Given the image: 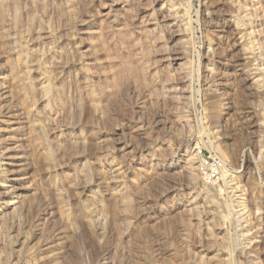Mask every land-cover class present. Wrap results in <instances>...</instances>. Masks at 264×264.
Returning a JSON list of instances; mask_svg holds the SVG:
<instances>
[{"label":"rangeland","instance_id":"rangeland-1","mask_svg":"<svg viewBox=\"0 0 264 264\" xmlns=\"http://www.w3.org/2000/svg\"><path fill=\"white\" fill-rule=\"evenodd\" d=\"M26 2L38 16L29 42L17 44L26 28L13 29L12 10L13 37L0 29V83L21 49L37 100L52 77L51 103L33 115L45 112L53 156L34 150L12 93L15 116L0 114L11 119L0 125V264H264V0ZM235 19L260 34L245 59ZM202 155L225 161L235 195L205 180Z\"/></svg>","mask_w":264,"mask_h":264},{"label":"bare ground","instance_id":"bare-ground-1","mask_svg":"<svg viewBox=\"0 0 264 264\" xmlns=\"http://www.w3.org/2000/svg\"><path fill=\"white\" fill-rule=\"evenodd\" d=\"M25 1L26 0H24V2H23V0H0V29H1V31H2V36L3 37H8V38H10V35L11 34H9V26H7V24H6V20H7V18H8V10H12V14H13V19L12 20H14L13 21V23H15L14 25V27H13V29H16L17 28V25L18 26H22L21 27V29L23 28V27H25L26 29H25V33H26V36H22V38L24 39H26V40H20V41H18V45H19V42H24V44L26 43H28L29 42V36L30 35H32L31 34V32H32V25L34 24V22H35V20H36V16H35V12H33L32 10V8L29 6L30 5V3L29 4H27L28 2H26L25 3ZM46 1V0H45ZM43 2H44V0H43ZM44 4V3H43ZM61 4V3H60ZM65 4V3H64ZM257 4V3H256ZM255 4V5H256ZM42 5V4H41ZM45 6V5H44ZM72 6V5H71ZM73 6H74V4H73ZM72 6V7H73ZM257 6V5H256ZM48 7V6H47ZM163 9V8H162ZM256 9V8H255ZM257 10V9H256ZM264 10V9H263ZM25 11H27V12H25ZM38 12V11H37ZM48 13V12H47ZM50 13V12H49ZM58 13V12H57ZM171 15V14H170ZM56 16V15H55ZM58 16V15H57ZM168 16V15H167ZM38 17V16H37ZM166 17V16H165ZM11 18H12V16H11ZM11 18H10V20H11ZM9 20V19H8ZM10 20H9V22H10ZM39 21V20H38ZM251 22V21H250ZM264 23V22H263ZM262 23V24H263ZM233 25L235 26V28L237 29V35H239V40H240V43H239V46L241 47V49L243 50V54H242V59H245V58H247L249 55V51H250V49L249 48H251V46H250V44L253 42V40L255 39V40H260L259 38V32L256 30V27L255 26H253V24L252 23H245L244 21H241L240 19H235L234 20V22H233ZM34 26V25H33ZM24 29V28H23ZM22 29V30H23ZM41 30V29H40ZM11 31V30H10ZM16 31H19L18 29L17 30H15V32ZM35 31V30H34ZM38 31V30H37ZM66 31V30H65ZM161 32V31H160ZM21 33V32H20ZM36 33V32H35ZM13 34V33H12ZM37 34V33H36ZM1 35V34H0ZM18 37H19V35H18V33L16 34ZM23 35V34H22ZM41 35V34H40ZM12 36V35H11ZM13 37V36H12ZM21 37V36H20ZM21 38V39H22ZM16 39V38H15ZM13 40V39H12ZM17 40V39H16ZM254 40V41H255ZM15 41V40H14ZM30 41H31V39H30ZM6 43V42H5ZM255 43V42H254ZM25 44V45H26ZM253 44V43H252ZM21 45V44H20ZM24 46V45H23ZM23 46H21V47H23ZM210 46V45H209ZM17 47V46H16ZM25 47V46H24ZM26 48V47H25ZM27 48H28V45H27ZM19 49H21V48H19ZM252 49V48H251ZM28 50H29V48H28ZM21 51V53H19V56H18V59H17V65H18V67L16 66V65H12L11 67H12V74H11V76L7 79L6 77L5 78H3L2 79V81H1V83H0V89H4L5 91L4 92H2L3 94H6L5 95V102L4 103H2V102H0V114L4 111V109L6 108L8 111L6 112V113H9L10 114V117H14L15 116V114L13 113V110L11 109V106H10V102L12 101V97H13V95H12V93H14V94H16V95H18L19 96V101H21V105H22V111H23V113L25 114V116H26V120H27V122H29L30 124H29V126L28 127H30V132L31 133H29V135L30 134H32V140L34 141V150L37 152V153H39L41 156H45V158H46V160H50L51 159V156H53L52 155V149H51V147H50V145H49V143H48V145H46L44 142H43V140L45 139V133L43 132L42 134L40 133V132H42V130H44V128H45V125H44V123H43V119H44V117L42 116V120H41V115L39 116V114L41 113V111H42V109H41V111H38V112H36L34 115H33V110L35 109L34 108V105L36 104V102L37 101H39V99L41 98V102H44L47 106L51 103V98H52V94L54 93V91H55V89H56V84H55V82H54V80L52 79V77L49 75V74H42L41 75V77L39 78V83L41 84V86H40V90L42 91V97H38V100H37V98H36V88H35V86L33 85L34 83H32V80H30V81H28L29 80V77H27V76H29L30 75V73L33 71V69H31L32 67H30L29 66V64H28V62L26 61L27 59H26V57L24 58L23 56V52L25 51L26 52V50L25 49H21L20 50ZM19 51V52H20ZM31 54V53H30ZM25 56H27V53H26V55ZM29 56V55H28ZM28 56H27V58H28ZM55 57V56H54ZM58 60V59H57ZM32 61V60H31ZM30 61V62H31ZM60 61V60H59ZM58 61V62H59ZM29 62V63H30ZM131 62V61H130ZM129 64V63H128ZM85 65V64H84ZM86 67V66H85ZM140 68V67H139ZM138 68V69H139ZM130 70L132 69V66L130 65V68H129ZM49 72V71H48ZM86 77H84L85 78V80L83 81V83H85L86 84V86H89V84H90V78L88 77V75H85ZM28 78V80H26L27 78ZM32 78V77H31ZM33 79V78H32ZM8 80H9V83H8ZM258 81H260V80H258ZM261 82V81H260ZM83 83H82V85H83ZM259 84V83H258ZM85 86V87H86ZM260 84H259V88H260ZM262 88V87H261ZM39 90V89H38ZM191 90V89H190ZM91 91H93V90H91ZM2 93H1V95H2ZM7 93H9L8 95H7ZM40 93V92H39ZM192 93V92H191ZM89 94H91V98L89 99L90 101H91V103L94 105V106H96L95 104V102H96V95L92 92V93H89ZM9 97V98H8ZM14 98V97H13ZM16 98H17V96H16ZM17 100V101H18ZM2 103V104H1ZM45 105V106H46ZM44 106V107H45ZM46 108V107H45ZM96 108V107H95ZM36 110V109H35ZM19 112V111H18ZM43 112H44V110H43ZM53 112V111H52ZM45 113V112H44ZM43 113V114H44ZM47 113V112H46ZM9 114H7V115H9ZM23 114V115H24ZM42 114V113H41ZM42 114V115H43ZM47 114H49V113H47ZM46 114V115H47ZM31 117H32V120H31ZM35 119V120H34ZM10 120L11 119H7V120H5V119H0V125L2 124V123H5V122H10ZM258 126H263L264 127V118H262V117H259L258 118V124H257ZM2 130V127L0 126V131ZM29 131V130H28ZM47 131V130H46ZM45 131V132H46ZM49 131V130H48ZM40 135H42L43 137H44V139L42 138V136H40ZM260 137V136H259ZM41 139H43V140H41ZM87 139V138H86ZM262 139V138H261ZM31 140V141H32ZM80 140V139H79ZM29 141H30V138H29ZM30 141V142H31ZM32 141V142H33ZM49 141V140H48ZM47 141V142H48ZM68 141H70V140H68ZM88 141V140H87ZM46 142V141H45ZM80 142H82V140L80 141ZM84 143H85V140L83 141ZM88 143V142H87ZM213 143H215V142H213ZM31 144V143H30ZM52 144V143H51ZM217 146V145H216ZM215 146V147H216ZM33 147V146H32ZM52 147H53V145H52ZM55 147V146H54ZM71 147V146H70ZM219 146H217V148H218ZM1 149H2V147H0V156L3 154V153H1L2 151H1ZM56 149H57V147H56ZM52 150V151H51ZM71 150V149H70ZM34 151V152H35ZM36 153V154H37ZM262 153V152H261ZM34 156H37V155H35L34 154ZM39 157V156H38ZM35 158V157H34ZM44 158V159H45ZM197 158H199V156L198 155H194V156H192V157H190V158H188V160H187V164H189V166L188 167H186V168H188V170H189V168L191 169V172L189 173V171H188V174H191V176H190V178L191 177H193L192 179H194L195 177H196V175H198L199 173L197 172V174L196 173H194V171H198V170H194L195 168H194V166H195V164H196V159ZM54 159V158H53ZM1 160V159H0ZM49 162H51V161H49ZM83 165V164H82ZM120 165V164H119ZM49 166V165H48ZM0 167H1V165H0ZM120 169V168H119ZM122 169V168H121ZM120 169V170H121ZM125 169V168H124ZM185 170V169H184ZM229 170V169H228ZM4 170H2V171H0L1 172V174H7V172H6V170L3 172ZM123 173V172H122ZM90 174V173H89ZM200 175V174H199ZM198 175V176H199ZM112 176V175H111ZM123 176V175H122ZM195 176V177H194ZM7 177V176H6ZM6 177H4V179L2 180L3 182H7V178ZM118 177V176H117ZM120 177H121V175H120ZM221 177H222V179H223V182L221 183V184H214V185H217L218 187H219V189H220V191H225L226 189H232V191L231 192H233V194L235 195V193H236V190L238 189L237 187L238 186H236L237 185V183L239 182V181H237V177L233 174V173H231L230 171H226L225 169L223 170V172L221 173ZM83 179V178H82ZM195 179H197V178H195ZM47 180V179H46ZM90 181V180H89ZM88 182V181H87ZM190 182H191V180H190ZM117 183V182H116ZM77 184V183H76ZM115 185V184H114ZM205 186V185H204ZM13 187V186H12ZM206 187H208V186H206ZM14 188V187H13ZM94 188V187H93ZM114 188V187H113ZM122 188H125V187H122ZM217 188V187H216ZM118 189H119V187H118ZM206 189V188H205ZM11 190L12 189H10L9 191H5V192H7V193H10L11 192ZM122 190V189H121ZM209 191V190H208ZM208 191H207V193H208ZM2 192H4V191H0V194L2 193ZM11 193H13V192H11ZM113 193V192H112ZM205 193V192H204ZM209 194V193H208ZM114 197H116V199H115V202H118V195H121L119 198H121L122 199V201L120 202V203H122L123 202V204H121V205H124L125 206V209H124V211L126 210V209H129L130 207H131V199H130V195H129V192H128V190H127V188H125L122 192H118L117 193V190L114 192ZM204 195V194H203ZM233 195V196H234ZM120 199V200H121ZM235 202V201H234ZM119 203V204H120ZM244 203V202H243ZM119 204H117V206L119 205ZM242 204V203H241ZM233 205V204H232ZM239 205H240V203H239ZM114 206H116V205H114ZM234 206V205H233ZM114 209H118V207L117 208H114ZM131 210V209H130ZM121 211H122V209H121ZM127 211H129V210H127ZM131 212V211H130ZM66 213V212H65ZM68 214H70V213H68ZM114 214V213H113ZM114 215H116V214H114ZM127 215V214H126ZM72 217V216H71ZM70 217V218H71ZM72 222V221H71ZM116 222H117V220H116ZM113 223V222H112ZM230 258V257H229ZM234 260V259H233ZM232 260V261H233ZM236 261V260H235Z\"/></svg>","mask_w":264,"mask_h":264},{"label":"built area","instance_id":"built-area-1","mask_svg":"<svg viewBox=\"0 0 264 264\" xmlns=\"http://www.w3.org/2000/svg\"><path fill=\"white\" fill-rule=\"evenodd\" d=\"M202 153V152H200ZM201 161V171L207 182H214L220 179L221 173L225 169V161L220 157H204Z\"/></svg>","mask_w":264,"mask_h":264}]
</instances>
